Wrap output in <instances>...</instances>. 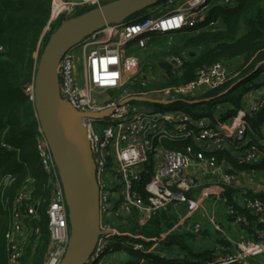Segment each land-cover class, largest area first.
<instances>
[{
	"label": "built area",
	"instance_id": "built-area-1",
	"mask_svg": "<svg viewBox=\"0 0 264 264\" xmlns=\"http://www.w3.org/2000/svg\"><path fill=\"white\" fill-rule=\"evenodd\" d=\"M111 1L114 0H51L49 21L43 37L55 31L59 23L73 18L79 10L101 7ZM239 1L181 0L175 9L162 16L151 14L137 21L108 25L83 39L61 59L58 66L60 96L81 113L111 111L104 118H82L96 165L101 230L107 233L99 237L86 264H108L109 255L118 248L140 253L149 251L143 243L122 240L124 236L120 228L129 218L135 219L143 227L156 213L170 211L186 226L185 229L200 234L205 228L204 222L190 224L194 209L205 212L204 198H214L215 203L222 202L228 186L240 190L235 196L237 205L247 209L262 229L256 230V239L246 233L239 234L237 239L226 237L234 253L213 263L201 264L248 263V259L264 254V202L253 197L250 189L230 173L229 165L220 163L216 158L217 154L226 151L241 165H257L264 161V149L251 144L247 135L248 122L242 114L252 116L260 113L264 109V92L253 97L241 112H235L237 115L231 105L225 103L233 125V131L229 132L225 126H221L224 131L218 129L219 124L212 119L195 117L171 108L182 99L197 97L223 85L229 77L228 66L224 63L218 62L198 70L193 81L179 86L157 87L164 73L159 71L152 76L155 70L150 67V75L142 77L138 83L143 89L140 94L127 87L140 75V60L127 54V46L131 42H135L140 50L146 49L152 37L171 36L198 27L204 23L208 8L220 3L233 5ZM203 27L214 29L215 23ZM116 33H119L118 36ZM78 47L81 49V61L75 54ZM34 57L37 69L39 49ZM186 57V53L175 57L173 67L180 68ZM133 86H137V83L133 82ZM25 94L34 105L35 75ZM131 96L159 102L172 101L173 104H155L158 107L155 110H149L137 102L122 104ZM164 106L169 108L165 109ZM37 152L41 166L48 175L51 192L47 210L50 243L43 264H61L71 234L68 208L59 172L40 124L37 129ZM9 180L6 179V184ZM189 193L192 196H188ZM197 193L201 194L203 202L194 199ZM31 195L32 187L28 183L16 202L20 205L31 201ZM39 204V201L31 204L26 216L37 219ZM223 204L235 223L244 222L233 206ZM182 205H188L185 214L180 213ZM22 218L19 212L14 214V224L6 235L8 264H20L24 254L27 235ZM210 221L217 231L222 230L214 217H210ZM109 238L117 241L107 245ZM221 250L227 251L219 247L218 251ZM159 255L165 259L177 258V255L163 252Z\"/></svg>",
	"mask_w": 264,
	"mask_h": 264
},
{
	"label": "trees",
	"instance_id": "trees-1",
	"mask_svg": "<svg viewBox=\"0 0 264 264\" xmlns=\"http://www.w3.org/2000/svg\"><path fill=\"white\" fill-rule=\"evenodd\" d=\"M50 7L51 0H0V46L3 48L0 52V264H8L6 235L12 229L14 214L17 212L23 217L24 231L27 235L20 264H43L50 243L47 215L51 198L49 178L41 166L37 152L39 121L35 106L25 94V89L32 84L36 72L34 54L39 49L40 57L49 37V34L43 37V33L49 21ZM91 9L79 10L73 17ZM147 11L129 21L141 19L147 15ZM209 23H215V28L204 29L203 26ZM176 34L174 37L177 41L171 43L170 36L152 37L147 48L141 50L143 60L140 61V70L144 67L149 70L151 67L164 73V78L157 87L184 85L196 78L198 70L218 62L228 66L229 77L217 89L203 92L197 97L182 99L171 108L183 110L195 117H206L220 124L224 120L217 121L214 115V110L220 104H230L235 110L234 113L242 111V101L246 93H241L239 97L232 96L239 86L251 83L248 88L257 89L264 85V82L261 85L252 84L253 80L264 75V0H240L233 5L217 4L207 12L204 23ZM183 53L187 54L183 65L178 69L174 68L173 59ZM234 61L241 63L237 69L232 70L230 65ZM141 79L135 77L133 82L137 83V86H133L132 82L127 87L140 94L143 90L138 86ZM232 87L236 89L220 100L202 105L184 102L214 98ZM193 108H197L199 113H191ZM242 114L248 122L247 135L251 139V144L264 149V146L254 139L261 136L264 109L252 116ZM216 158L220 163L225 162L229 165L230 173L234 177L243 172H258L264 176V161L257 165H241L226 151L217 154ZM7 178L10 180L6 184ZM28 183L32 187V200L19 205L16 202L18 195ZM239 191L228 186L222 196V202L226 206H233L244 218V222L238 224L241 233L256 239L255 232L262 229V226L247 209L237 205L235 196ZM250 194L264 202V191L255 192L250 189ZM188 196L192 194L189 193ZM37 201L40 202L37 219L26 216L28 207ZM230 217L235 222L233 216ZM180 225L172 212L156 213L154 218L135 235H127L122 239L143 243L149 251L140 253L118 248V251L127 255V260L122 264L213 263L227 254L234 253L232 244L226 238H220L217 242L227 251H218L207 243L209 239L206 238L209 234L205 229L200 234H194L180 228ZM163 248L169 251V255H177V258H161L159 252H163ZM251 264H264V261Z\"/></svg>",
	"mask_w": 264,
	"mask_h": 264
},
{
	"label": "water",
	"instance_id": "water-1",
	"mask_svg": "<svg viewBox=\"0 0 264 264\" xmlns=\"http://www.w3.org/2000/svg\"><path fill=\"white\" fill-rule=\"evenodd\" d=\"M164 0H114L70 18L53 31L44 44L35 73V112L51 148L64 188L70 224V240L61 264H86L101 235L100 190L96 165L92 155L83 117L104 118L111 111L78 112L60 96L58 66L65 53L83 39L104 27L129 21ZM232 87L217 97L184 100L190 105H202L220 100L233 92ZM129 102L164 105L172 101H154L131 96ZM249 264V263H244Z\"/></svg>",
	"mask_w": 264,
	"mask_h": 264
},
{
	"label": "rangeland",
	"instance_id": "rangeland-1",
	"mask_svg": "<svg viewBox=\"0 0 264 264\" xmlns=\"http://www.w3.org/2000/svg\"><path fill=\"white\" fill-rule=\"evenodd\" d=\"M169 0H165L163 1L160 5H156V7H151L149 8V10L147 12H150L151 10H153V14L156 17L162 16L164 14H166L167 12L175 9L178 4L181 2V0H176V2L169 4L168 3ZM155 8H157V10H155ZM119 33H116V36H118ZM170 43L172 41H177L176 37L174 36H170ZM169 43V44H170ZM168 44V45H169ZM75 54L76 57L79 61L82 60V55H81V49L78 47L75 50ZM127 54L128 55H135L137 57H139L138 59L140 61H142V51L137 47L135 42H131L128 46H127ZM154 60V59H153ZM155 61V60H154ZM152 62V61H151ZM229 69V68H228ZM157 70L152 72V76H155L157 74ZM232 74V73H230ZM150 75V71L148 70L147 67H144L143 69L140 70V75L137 76L138 80L141 79L142 76H149ZM264 77L261 78H257L255 79V81L253 80L254 83L252 84H256V85H261V83L263 82ZM251 85V83H246L245 85H241L238 87L237 91L235 93H233V97H239L241 93H246L244 95V97L250 93V92H259L260 91H264V85H261L259 88H248ZM164 86V85H163ZM247 90V91H246ZM112 95H114L115 93H111ZM244 100V98H243ZM139 103V102H137ZM141 106L149 109V110H155L158 109V107L153 104V103H140ZM243 108L244 105H242ZM163 108H169L168 106H164ZM227 105L225 104H220L215 110H214V115L216 118H221L223 119L225 122H230V116L228 114V112L226 111ZM191 113L193 114H198L199 111H197V108H193L191 109ZM260 144V143H259ZM242 184L246 187H250V188H254L256 191H264V176H262L260 173H254V172H243L241 173L239 176H237ZM260 191V192H261ZM194 199L196 201L203 202L202 196L200 193L195 194ZM211 199V201H210ZM206 201H204V208H205V212H202L201 210L198 211V213L203 214V222H204V227L207 230L210 240L207 241L208 244H210L211 246H214V242L217 241V239H225L226 237H231L232 239H237L238 235L241 234V230L239 228V225L237 223H235L233 220H231L230 214L227 212L225 205L222 202H218L215 203L213 200H215L214 198H210ZM155 216V215H154ZM153 216V218H154ZM210 217H214L216 224L220 225L221 227V231H217L214 227V225L211 223L210 221ZM199 219V218H197ZM196 220L195 219H191L190 224L193 225L194 222ZM144 227V226H143ZM135 228V229H134ZM142 227L139 226V224L136 222L135 219L129 218L127 219V221H125L124 225L120 228L121 229V233L123 234V236H127V235H135L137 231H139ZM134 229V230H132ZM124 238V237H123ZM197 239L202 240L201 238L197 237ZM109 243L107 245H112L113 243H115V241H117L114 238H109ZM215 248V247H214ZM158 250V247H157ZM154 251V250H153ZM163 253H168L169 251L166 248L162 249ZM162 253V252H159ZM122 258L124 257L123 261H125L127 259V255L123 256V253L120 254V252L116 249L113 253H111L108 257V260L111 259H115V258ZM264 261V254L258 255L254 258H250L248 259V262L250 263H257V262H262ZM116 263V262H115Z\"/></svg>",
	"mask_w": 264,
	"mask_h": 264
},
{
	"label": "crops",
	"instance_id": "crops-1",
	"mask_svg": "<svg viewBox=\"0 0 264 264\" xmlns=\"http://www.w3.org/2000/svg\"><path fill=\"white\" fill-rule=\"evenodd\" d=\"M176 2V1H175ZM169 3V2H168ZM169 4H172V3H169ZM156 7V6H155ZM155 10H157V8H155ZM210 10V8H208L207 9V11H209ZM172 11V10H171ZM153 10H151L150 12H147V15H151V14H153ZM171 36H177V34H174V35H171ZM241 63V61H234L231 65H230V68L232 69V70H235V69H237V67L239 66V64ZM261 77H264V75L263 76H260V77H258V78H261ZM263 82H264V80H263ZM262 82V83H263ZM261 83V84H262ZM264 91H260V93L259 92H250V93H248L245 97H244V100L242 101V105H244V107L246 106V105H249L250 103H251V101H252V99H253V97H255L257 94H262ZM243 108V107H242ZM243 110V109H242ZM235 115H237L236 113H235ZM221 126H225V127H227V130L229 131V132H232L233 131V125H232V122L230 121H228V122H221L218 126H217V128L218 129H220L221 131H224L223 129H222V127ZM250 138V137H249ZM254 139L258 142V143H260V145L261 146H264V124H263V126H262V129H261V136L260 137H254ZM246 187V186H245ZM249 189H252L253 191H255L256 192V190L254 189V188H250V187H248ZM260 191H261V189H260ZM259 191V192H260ZM208 199H210V198H207V199H205L204 198V200L206 201V200H208ZM210 201H211V199H210ZM214 201V200H213ZM218 203V202H217ZM188 210V205H182V209H181V211H180V213L181 214H185V212ZM187 213V212H186ZM194 217H193V219H195L196 221L194 222V223H196V222H199V221H202L203 222V214H199L198 213V210L197 209H194V215H193ZM197 218H199V219H197ZM178 219V218H177ZM182 227V229H184V230H187V229H185V225H183V224H181L180 225V228ZM205 229V228H204ZM206 230V229H205ZM207 231V230H206ZM26 232V231H25ZM206 239H209L210 240V237L208 236ZM234 239V238H233ZM218 240H220V239H217V241ZM217 241H215L214 242V246H212L213 248L215 247L216 249H218L219 247H220V245L218 244L219 242H217ZM120 252V254H122L123 253V256H126V254L124 253V252H122V251H119ZM123 259H124V257H122V258H115V259H111V260H108V264H122L124 261H123ZM127 260V259H126ZM125 260V261H126ZM116 262V263H115ZM249 263V262H248ZM249 264H251V263H249Z\"/></svg>",
	"mask_w": 264,
	"mask_h": 264
}]
</instances>
